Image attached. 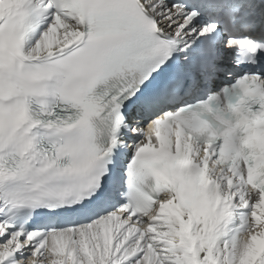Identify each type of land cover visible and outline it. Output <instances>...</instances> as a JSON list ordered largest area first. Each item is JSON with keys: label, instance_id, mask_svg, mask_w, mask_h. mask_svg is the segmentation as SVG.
I'll use <instances>...</instances> for the list:
<instances>
[{"label": "snow or ice", "instance_id": "1", "mask_svg": "<svg viewBox=\"0 0 264 264\" xmlns=\"http://www.w3.org/2000/svg\"><path fill=\"white\" fill-rule=\"evenodd\" d=\"M0 264H264V0H0Z\"/></svg>", "mask_w": 264, "mask_h": 264}]
</instances>
